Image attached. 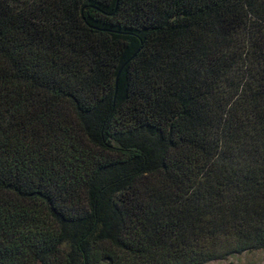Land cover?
<instances>
[{"label": "trees", "instance_id": "16d2710c", "mask_svg": "<svg viewBox=\"0 0 264 264\" xmlns=\"http://www.w3.org/2000/svg\"><path fill=\"white\" fill-rule=\"evenodd\" d=\"M261 249L264 0H0V264Z\"/></svg>", "mask_w": 264, "mask_h": 264}, {"label": "rangeland", "instance_id": "374dc122", "mask_svg": "<svg viewBox=\"0 0 264 264\" xmlns=\"http://www.w3.org/2000/svg\"><path fill=\"white\" fill-rule=\"evenodd\" d=\"M207 264H264V249L238 256H231L223 261L209 262Z\"/></svg>", "mask_w": 264, "mask_h": 264}]
</instances>
